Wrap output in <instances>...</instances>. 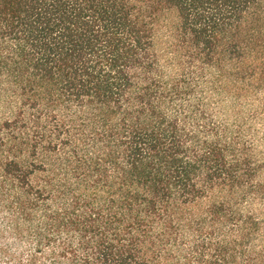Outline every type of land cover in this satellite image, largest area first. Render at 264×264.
Returning <instances> with one entry per match:
<instances>
[{
	"label": "trees",
	"instance_id": "trees-1",
	"mask_svg": "<svg viewBox=\"0 0 264 264\" xmlns=\"http://www.w3.org/2000/svg\"><path fill=\"white\" fill-rule=\"evenodd\" d=\"M263 86L264 0H0V264H264Z\"/></svg>",
	"mask_w": 264,
	"mask_h": 264
},
{
	"label": "rangeland",
	"instance_id": "rangeland-1",
	"mask_svg": "<svg viewBox=\"0 0 264 264\" xmlns=\"http://www.w3.org/2000/svg\"><path fill=\"white\" fill-rule=\"evenodd\" d=\"M177 13H167L162 21L156 39V49L163 53L175 43V34L179 26ZM171 50V49H170ZM215 120L224 123L231 135L237 137L250 160L257 166L259 178H264V86L236 95L226 96L221 103L213 100Z\"/></svg>",
	"mask_w": 264,
	"mask_h": 264
}]
</instances>
